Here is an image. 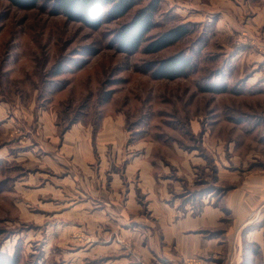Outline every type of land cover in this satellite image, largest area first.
Returning a JSON list of instances; mask_svg holds the SVG:
<instances>
[{
    "label": "rangeland",
    "instance_id": "obj_1",
    "mask_svg": "<svg viewBox=\"0 0 264 264\" xmlns=\"http://www.w3.org/2000/svg\"><path fill=\"white\" fill-rule=\"evenodd\" d=\"M149 2L136 0L117 18H108L106 6L105 20L93 28L58 11L56 0H39L31 9L0 0V256L17 255L18 264H62L70 257L56 234L62 216L50 211L61 206L36 197L22 181L41 167L38 158L34 164L26 159L30 149L38 157L56 153L72 170L74 148L81 169L86 162L104 165V175L139 165L131 161L138 156L153 162L158 198L193 214L206 204L222 211L212 233L230 230L239 212L247 221L264 214V200L253 201L264 197V188L256 193V185L246 183L264 178V0H160L156 26L140 48L121 49L118 30ZM182 23L190 24L189 34L147 50L157 35ZM182 52L194 61L186 75L153 76L161 59ZM66 132L78 142L62 148ZM131 173V182L139 183L138 172ZM239 190L253 211L228 208ZM76 223L73 231L83 224ZM117 240L137 264H153L138 255L131 237ZM89 256L78 263L89 264ZM180 264L203 261L189 256Z\"/></svg>",
    "mask_w": 264,
    "mask_h": 264
},
{
    "label": "crops",
    "instance_id": "obj_2",
    "mask_svg": "<svg viewBox=\"0 0 264 264\" xmlns=\"http://www.w3.org/2000/svg\"><path fill=\"white\" fill-rule=\"evenodd\" d=\"M66 134L68 135L64 134L62 148L65 144H69L70 147L71 144H77L74 135L68 132ZM73 151L68 154L76 161L75 165L72 161L75 168L71 170L56 153L52 156L47 152L44 157H38L35 149H30L26 159L32 157L34 164L38 158L41 167L39 170L29 172L27 179L29 184L27 180L20 179L27 187L33 189L34 194H38L36 197L41 199L47 197L45 200L48 203L61 206L50 211L56 216H62L56 233L64 238L61 244L65 247L61 251L71 248L67 250L70 257L66 260L64 257L62 264H81L78 262L83 261L86 252L88 256L90 255L89 264H99V259H103V264H137L136 257L123 250L117 235L131 237L138 255L153 264H180L182 259L189 256L200 257L203 264H264V214L260 215L258 220L254 217L247 221L245 215L239 212L230 230L212 233L209 227L220 223L222 211L206 204L201 211L193 214L192 210L184 211L181 207L178 208V205L172 204L169 197L158 198L154 194V185L159 177L152 173L153 162L143 164L138 156L129 160H138L139 165L137 163L133 167L127 164L125 171L105 169L104 175V171L101 170L105 168L104 165L99 167L89 164L86 162L89 159L85 161L86 166L81 169L78 150L73 148ZM94 157L95 153L91 158L93 162L96 159V157L93 159ZM76 168L80 175L75 173ZM132 170L138 172L136 175L139 177V183L131 182L132 179L128 178ZM44 173H51V178H44L42 176ZM100 181L103 183L102 186ZM246 183H254L256 193L259 187L264 188V178L253 177ZM81 184L84 185L83 188H88V192L79 188ZM135 188L140 190V197L136 196ZM97 191L101 192L99 197ZM109 192L111 194L105 196ZM113 198L125 200V203L123 205L117 203ZM263 200L264 197H260L253 201L261 204ZM115 203L117 206H113ZM227 203L231 209L253 211V207L245 205V194L241 190L233 193ZM143 208H146L151 216H144ZM77 221H82L83 224L73 231ZM86 226L88 237L83 242L79 236L85 233V229L82 228ZM101 252L104 254L99 256ZM91 254L94 255L93 258Z\"/></svg>",
    "mask_w": 264,
    "mask_h": 264
},
{
    "label": "trees",
    "instance_id": "obj_3",
    "mask_svg": "<svg viewBox=\"0 0 264 264\" xmlns=\"http://www.w3.org/2000/svg\"><path fill=\"white\" fill-rule=\"evenodd\" d=\"M8 1L18 8L31 9L38 5L39 0ZM159 2L160 0H152L139 10L131 21L121 26L116 37L121 49L136 51L140 48L147 33L156 26L155 15L159 10ZM135 4L136 0H56L55 6L69 19L98 28L106 18L102 14L104 7H110L107 10L108 18H117L125 15ZM189 25V23H182L168 28L148 43L147 50L157 51L177 42L191 32L192 29ZM193 67L192 56L182 52L161 59L152 74L157 78L173 79L186 75ZM211 88L216 92L226 90L225 86H213ZM18 262L17 255L0 256V264H18Z\"/></svg>",
    "mask_w": 264,
    "mask_h": 264
}]
</instances>
